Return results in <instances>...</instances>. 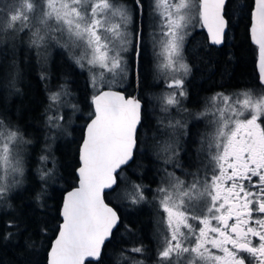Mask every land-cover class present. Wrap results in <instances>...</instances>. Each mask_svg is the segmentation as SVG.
<instances>
[{"label": "snow or ice", "instance_id": "1", "mask_svg": "<svg viewBox=\"0 0 264 264\" xmlns=\"http://www.w3.org/2000/svg\"><path fill=\"white\" fill-rule=\"evenodd\" d=\"M130 2L131 7L129 0H16L15 5L0 11V34L25 30L30 33L28 47L35 50L42 82L49 80L45 65L55 44L89 73L94 91L90 100L92 111L79 145L78 187L63 197L57 234L47 249V264H102L106 242L121 222L117 211L105 203V189L115 191L120 172L135 162L141 143L139 129L146 116L140 97L114 90L128 74L124 54L133 46L129 38L133 13L142 15L144 8L143 0ZM230 4L231 0H152L158 20L151 37L157 69L171 74L167 82L171 91L158 98L162 113L176 108L191 115L189 109L182 107L188 95L185 78L191 71L184 59L188 27L198 17L211 44H223L230 24ZM245 8L249 12L250 39L258 50L259 81L264 86V0H253L250 5L241 6V11ZM135 40L138 58L142 31L135 33ZM6 59L7 53L0 52V73L7 86L19 92L18 62L14 53L10 62ZM98 84L107 90L97 87ZM70 95L66 82L61 83L57 91H49L46 111H58L62 97ZM72 108L75 111L77 106ZM208 117L214 132L210 138L201 137L199 153L206 154H198L200 166L194 172L184 170L185 177L191 179H181L175 172L162 169L153 195L163 213L157 218L162 227L157 228L154 236L153 264H264V88L259 95L251 89L214 93L194 118ZM63 120L62 115H48L46 125L50 130L66 132ZM186 135V121L158 118L151 137L156 157L162 158L165 165L175 162V167L182 168L177 160L179 137ZM32 143L18 126L0 116V211L12 207L9 193L24 183V153ZM45 153L40 157L42 164L49 158L47 147ZM38 178L41 187L34 199L39 203L44 185L54 179V174L41 167ZM132 189L133 205L146 200L144 186L133 184ZM6 227L15 228L16 233L6 231L0 235V244L27 231L12 220ZM47 231V226L40 228L42 233ZM25 249H37L30 236ZM147 252L140 243L121 251L120 256L123 264H146L137 255L146 256Z\"/></svg>", "mask_w": 264, "mask_h": 264}, {"label": "trees", "instance_id": "2", "mask_svg": "<svg viewBox=\"0 0 264 264\" xmlns=\"http://www.w3.org/2000/svg\"><path fill=\"white\" fill-rule=\"evenodd\" d=\"M252 2L253 0H231L230 24L221 47L208 45L201 26L199 31L186 39L184 59L190 64L191 71L185 79V90L190 101L194 102L200 96H212L217 92L232 93L242 89H251L257 95L261 92L263 87L258 83L255 71L256 48L251 45L248 34L249 12L247 8L241 11V6L250 5ZM143 4L142 15L134 12L133 22L129 25L133 46H130L128 54V77L122 85L114 88L126 96L141 98L146 116L144 126L139 129L140 138L144 130L149 134L152 128L155 129L157 119L163 116L158 98L163 94L165 83L157 69L151 38L153 30L150 20L155 14L152 0H143ZM138 31L143 33V43L137 58L134 45L135 33ZM26 49L27 53L18 56L21 64L28 63L25 69L27 80L23 86L24 100L22 103L13 101L17 105L16 110H12L14 105H3V108H11L12 111L7 114L10 121L33 143L26 148L24 183L9 193L8 202L12 207L0 211V235L6 231L16 233L15 228L6 227L9 220L18 222L27 231L0 244V264H47V249L57 234L56 226L60 221L59 209L63 195L77 185L79 145L88 122V113L92 111L90 100L93 90L85 70L82 71L68 56L64 60L67 64L55 68L56 70L45 65L49 80L42 82L39 79L41 66L37 64L35 50L29 47ZM12 59L13 57H8L6 60L10 62ZM1 76L2 73L0 78ZM65 82L71 93L70 101L79 105L81 112L75 116L74 124L66 133H58L46 125L47 116L53 114L52 111H46L50 103L48 95L49 91H57L59 85ZM103 88L107 89L106 86ZM3 108L0 111H4ZM54 135L58 137L55 141L52 139ZM46 147L49 158L42 164L40 157L46 154ZM140 150L139 144L135 162L123 168L118 178L119 186H115V191L108 193L105 198L117 211L121 222L106 243L102 264H117L118 260L123 264L121 251L140 243H143L148 252L146 256L137 255V259H145L146 264H153L156 258L154 236L157 228L162 227L157 224L158 214L162 215V211L153 201V195L159 185L156 181L161 179L162 169L166 165L163 159L156 161ZM41 167L53 172L54 179L44 185L43 199L38 203L34 196L41 187L38 178V169ZM133 184L144 186L146 200L138 205L131 203ZM126 225L132 229L131 232L126 229ZM44 226L48 228L46 233L40 232V228ZM29 236L37 245L36 250L25 249ZM125 254L136 255L127 252Z\"/></svg>", "mask_w": 264, "mask_h": 264}, {"label": "rangeland", "instance_id": "3", "mask_svg": "<svg viewBox=\"0 0 264 264\" xmlns=\"http://www.w3.org/2000/svg\"><path fill=\"white\" fill-rule=\"evenodd\" d=\"M15 2H16V0H0V11H3L4 8L10 4L15 5ZM152 10H153V7H152ZM157 22H158V20L156 18V14H153L151 16V20H150V25L152 27V30H153L154 25ZM200 26L201 25H200V22H199L198 17H197V19L192 24L189 25L188 32L190 34L186 37V39L191 34L195 33V31H199ZM29 35H30V33L27 30H25L23 32H17L15 34H13V33H8L7 35L0 34V50H1V52H6L7 58L13 57V53H14L15 59L18 62V65L20 68V77H19V79L17 81V85H16V87L19 88V90H20L19 92H16L14 89H11L7 86V81H6V79L2 73V76L0 78V81H1V83H0V89H1L0 90V108H3V105L5 107H7L8 105H10V106L14 105L12 110H16L17 105L13 104V101L17 100L19 103H22L24 100L25 96H24V89H23L24 87L23 86L27 80L25 69H26V66H28V63L21 64V62H19V60H18V56H20V54H23L24 52L27 53L28 50L26 48H28ZM129 38L131 39V35ZM186 39H185V41H186ZM129 51H130V48H129ZM129 51L124 54L127 61H128ZM78 54L79 53L77 52V55ZM68 56H69V53L67 51H65L63 48H60V47L56 46L55 44H53V46L50 49V55L48 57V62L46 65L50 68H53V69L56 68L57 69L59 66L67 64L64 60H66L68 58ZM5 62H8V61L6 60ZM159 72L161 73V76L164 78V81H165L164 89L162 92L163 94L161 95V96H163L168 91H171L170 89L167 88V82L170 80L171 74L164 73L161 71H159ZM86 74H87L88 81H89V73L87 71H86ZM57 76H58V74H57ZM127 77H128V74H127ZM56 80H58V79H56ZM125 81H126V79L123 82H125ZM89 84H90V82H89ZM90 86H91V84H90ZM103 86L104 85H101V84L97 85V87H103ZM91 88H92V86H91ZM92 90H93V88H92ZM7 91H9V92H7ZM93 94H94V91H93ZM72 105H75V104H73L70 101L69 96L62 97V105L59 106L58 111L56 108H53L51 110L53 114L64 116V120L61 121V123L67 131L69 130L70 126H72L74 124L75 116L81 112L79 105H76L77 109L75 111L73 110ZM3 109L5 112L0 111V116L5 118L6 122H10L12 124V122L10 121L11 118L8 117V115H7L10 113V111H12L11 108L9 107L8 109L7 108H3ZM12 125H15V124H12ZM151 130L152 131H149V134H147L148 131L147 132L145 130L143 131V134L141 137V143H140V149H141L140 152L145 154V155H149L150 158H153L156 161H162V158L158 159L156 157L154 149L151 146V137H152V134H153L152 132H153L154 128H152ZM56 131L58 133H66L67 132V131L65 132L63 130H56ZM52 139L55 141L56 139H58V137L54 135L52 137ZM146 139L148 140V143L144 142ZM27 147H29V145H27L26 148ZM26 151L27 150H25V153H24V161H25ZM24 166H25V164H24ZM160 181H161V179H157V181H156L157 184H160ZM162 215H163V213H162Z\"/></svg>", "mask_w": 264, "mask_h": 264}, {"label": "flooded vegetation", "instance_id": "4", "mask_svg": "<svg viewBox=\"0 0 264 264\" xmlns=\"http://www.w3.org/2000/svg\"><path fill=\"white\" fill-rule=\"evenodd\" d=\"M205 39L208 43L207 37ZM208 45H210L208 43ZM211 46V45H210ZM257 95V94H256ZM211 96H200L194 102L189 100V96L183 99L182 107L189 109L191 115L188 113H183L179 109L173 108L169 113H163V116H166L167 119L172 120H184L187 122V131L188 135L179 137V155L177 160L183 166L182 168H177L174 166V163L166 165L165 168L169 172H175L176 176H179L181 179H191V177H185L184 170L189 172L196 171V168L200 166L199 161L197 160L198 154L204 156L205 153H199L201 147V137L208 136L210 138L211 133L214 132V126L209 123L211 117L195 119V114L204 109L205 102L207 98ZM260 122V121H258ZM264 126V123H262ZM207 141L204 144V148L207 151ZM203 174V173H201ZM258 243V241H256ZM213 252L216 250L213 249Z\"/></svg>", "mask_w": 264, "mask_h": 264}, {"label": "water", "instance_id": "5", "mask_svg": "<svg viewBox=\"0 0 264 264\" xmlns=\"http://www.w3.org/2000/svg\"><path fill=\"white\" fill-rule=\"evenodd\" d=\"M201 25V24H200ZM201 28H202V30H203V32H204V34L206 35V37H207V40H208V43L211 45V46H214V47H217V48H219V47H221L223 44H221V45H213V44H211V41H210V39H209V36H208V31H207V29L206 28H204V27H202L201 26ZM248 34H249V32H248ZM249 40H250V43H251V45H253L255 48H256V60H255V71H256V75H257V78H258V83L260 84V81H259V69H258V56H257V52H258V50H257V47H256V45H254L253 43H252V41H251V39H250V35H249ZM261 85V84H260ZM262 86V85H261ZM263 88H264V86H262ZM104 90H107V89H104ZM117 91V90H116ZM87 124V123H86ZM85 128H86V125H85V127H84V131H85ZM84 131H83V135H84ZM81 143H82V141H81ZM78 167H80V161H79V166ZM119 171V170H118ZM76 178H77V185L75 186V187H78V174H77V172H76ZM74 187V188H75ZM74 188H72V189H70V190H68L67 192H69V191H72ZM114 188H115V186H114ZM112 190H108V189H105V192L108 194V193H110ZM67 192H65L64 193V195H66V193ZM64 195H63V197H64ZM62 202H63V198H62ZM105 203H107L106 202V200H105ZM108 204V203H107ZM62 205V204H61ZM109 205V204H108ZM110 206V205H109ZM110 207H112V206H110ZM115 210V209H114ZM116 230V229H115ZM114 230V231H115ZM56 237V236H55ZM55 239V238H54ZM53 239V240H54ZM52 240V241H53ZM107 243V242H106ZM50 247H51V245H50ZM93 263H95V261L93 262Z\"/></svg>", "mask_w": 264, "mask_h": 264}]
</instances>
